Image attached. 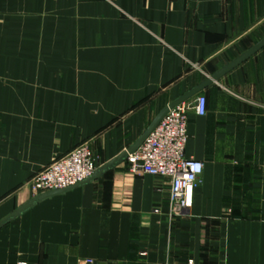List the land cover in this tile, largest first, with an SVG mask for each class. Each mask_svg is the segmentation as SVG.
Listing matches in <instances>:
<instances>
[{
  "label": "crops",
  "instance_id": "crops-1",
  "mask_svg": "<svg viewBox=\"0 0 264 264\" xmlns=\"http://www.w3.org/2000/svg\"><path fill=\"white\" fill-rule=\"evenodd\" d=\"M262 40L264 0H0V264H264V49L187 101L190 210L124 160L6 222L45 168L83 144L103 168Z\"/></svg>",
  "mask_w": 264,
  "mask_h": 264
},
{
  "label": "built area",
  "instance_id": "built-area-1",
  "mask_svg": "<svg viewBox=\"0 0 264 264\" xmlns=\"http://www.w3.org/2000/svg\"><path fill=\"white\" fill-rule=\"evenodd\" d=\"M207 114V99L200 95L194 105L184 102L171 109L143 145L127 157L129 171L169 181L168 216L172 220L194 205L195 190L201 183L204 165L186 156L189 142V115ZM99 162L91 148L82 145L45 168L32 180L35 196L74 188L99 170ZM156 214L160 210H155ZM83 264H96L87 259Z\"/></svg>",
  "mask_w": 264,
  "mask_h": 264
},
{
  "label": "water",
  "instance_id": "water-1",
  "mask_svg": "<svg viewBox=\"0 0 264 264\" xmlns=\"http://www.w3.org/2000/svg\"><path fill=\"white\" fill-rule=\"evenodd\" d=\"M262 49H264V40H262L261 42H259L255 47H253L251 50H249L247 53H245L239 59H237L236 61L232 62L230 65H228L226 68H224L221 72H219L218 74H216L214 76H211L204 83H202L201 85H199L198 87H196L194 90H192L191 92H189L188 94H186L182 98L176 100L175 102L171 103L155 119V121L153 122V124L147 130V132L142 136V138L133 147H131L128 150H126L121 156H119L113 162H111L108 165L104 166L103 168L99 169L92 178H90L89 180H87L86 182H84V183H82V184H80L78 186H81V185H84V184H86L88 182H91L93 180H96L105 171L113 168L119 162H122L124 160H127L128 155L129 154H132V153H135L143 145V143L146 141V139L157 128V126L161 123V121L165 118V116L168 114V112L171 109H173V108L177 107L178 105H180V104H182L184 102H187L191 98L199 95L204 89H206L207 87H209L210 85H212L214 83H217L220 80V78H222L223 76H225L226 74H228L229 72H231L232 70H234L235 68H237L238 66H240L241 64H243L244 62H246L247 60H249L250 58H252L254 55H256ZM78 186H76V187H78ZM71 189H73V188H71ZM68 190H70V189H68ZM68 190L51 191L49 193L42 194V195H39V196L35 197L30 203H28L24 207L20 208L15 214H13L9 219H7L6 222L16 219L23 212H25L26 210H28L29 208H31L36 203L41 202V201H43V200H45V199H47L49 197H52V196H55V195H58V194H62L64 192L68 191Z\"/></svg>",
  "mask_w": 264,
  "mask_h": 264
},
{
  "label": "rangeland",
  "instance_id": "rangeland-1",
  "mask_svg": "<svg viewBox=\"0 0 264 264\" xmlns=\"http://www.w3.org/2000/svg\"><path fill=\"white\" fill-rule=\"evenodd\" d=\"M83 145H87V146H89L90 148H91V150L93 151L94 149L91 147V145H89V144H83ZM82 146V145H81ZM93 153H94V151H93ZM94 155H95V153H94ZM96 158H97V160H98V162H99V166H100V161H99V158L97 157V156H95ZM102 158V157H101Z\"/></svg>",
  "mask_w": 264,
  "mask_h": 264
}]
</instances>
